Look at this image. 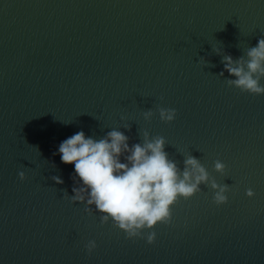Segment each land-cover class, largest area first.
<instances>
[{"label": "water", "instance_id": "95a60500", "mask_svg": "<svg viewBox=\"0 0 264 264\" xmlns=\"http://www.w3.org/2000/svg\"><path fill=\"white\" fill-rule=\"evenodd\" d=\"M261 38L264 0H0V264H264V95L228 87L213 52L238 59ZM113 128L129 147L145 130L163 136L181 170L187 155L201 160L232 187L229 202L215 205L202 185L152 245L102 225L64 198L75 166L59 145Z\"/></svg>", "mask_w": 264, "mask_h": 264}, {"label": "clouds", "instance_id": "9594fccd", "mask_svg": "<svg viewBox=\"0 0 264 264\" xmlns=\"http://www.w3.org/2000/svg\"><path fill=\"white\" fill-rule=\"evenodd\" d=\"M222 57L224 71L231 78H225L230 88L253 96L264 95V38L258 44L248 47L246 53L238 59L221 49H214ZM205 67H215L201 57ZM224 71L219 77H224ZM163 101V97H160ZM161 121L173 123L177 111L172 108L158 107ZM156 112L151 109L143 113L144 119L151 122ZM123 119V117H122ZM124 129L131 130L130 124ZM141 142L129 147V137L113 128L104 137L95 139L79 131L65 139L59 145L61 161L75 166L76 186L69 196L64 198L73 204H85L88 215L99 212L102 225L112 224L126 233L128 239L144 238L149 245L156 242L155 229L161 225H170L173 221V207L183 198L187 201L202 193L201 186H210L213 191V203L217 206L229 202L228 193L232 187L218 183L203 166L201 160L189 154L184 157V167L169 157L165 151L168 141L163 136H150L147 130L140 132ZM122 158L123 161L122 162ZM215 172L225 175L226 165L217 159ZM21 181L27 180L23 171L19 173ZM78 178V179H77ZM56 184H63L58 176L51 177ZM246 195L253 198L255 193L248 189ZM147 233V235H145ZM97 248L95 240L86 244L88 254Z\"/></svg>", "mask_w": 264, "mask_h": 264}]
</instances>
